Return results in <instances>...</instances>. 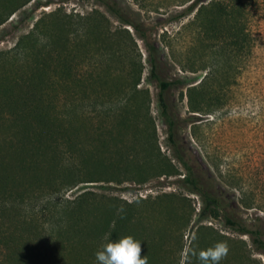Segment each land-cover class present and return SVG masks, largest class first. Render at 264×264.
I'll return each mask as SVG.
<instances>
[{
    "label": "trees",
    "instance_id": "trees-1",
    "mask_svg": "<svg viewBox=\"0 0 264 264\" xmlns=\"http://www.w3.org/2000/svg\"><path fill=\"white\" fill-rule=\"evenodd\" d=\"M16 1L0 0V26L14 13L9 9ZM97 1L123 19L115 0ZM198 1L189 9H196ZM263 6L264 0H212L197 9L194 21L206 41L220 43L233 59H243L253 47L251 26ZM49 17L41 18L12 50L0 54V264H97L100 245L125 235L142 240L141 252L149 257L157 246L144 243L138 234L139 212L137 224L129 226L133 218L128 211L134 209V215L137 203L123 206L121 200H104L93 191L67 197L83 183L144 184L172 173V166L155 151L145 96L136 102L139 80L126 90L98 72L81 76V43L86 52L89 39L103 43L95 71H110L118 55L97 12L79 22L69 15ZM156 66L153 60V74ZM171 85L161 83L159 105L176 146L175 123L164 96ZM181 162L201 197L200 215L223 216L227 226L249 235L256 249L264 251L263 232L234 219L227 195L182 157ZM186 264H196L189 252Z\"/></svg>",
    "mask_w": 264,
    "mask_h": 264
},
{
    "label": "rangeland",
    "instance_id": "rangeland-1",
    "mask_svg": "<svg viewBox=\"0 0 264 264\" xmlns=\"http://www.w3.org/2000/svg\"><path fill=\"white\" fill-rule=\"evenodd\" d=\"M115 1L124 20L97 0H17L9 9L14 13L0 26L2 54L50 14L69 15L79 22L97 12L102 30L118 46V55L110 71H95L103 43L89 39L88 52L81 43V76L98 72L126 90L139 80L136 102L143 95L147 100L155 151L172 166V173L151 177L144 184L83 183L67 197L93 191L104 200L117 198L123 206L137 203L134 215V209L128 211L133 218L129 226L137 224L135 212H139L138 234L144 243L157 246L149 251L148 264H186L190 247L207 248L217 241H225L229 248L220 264H264V251L256 249L249 235L227 226L223 216L200 215L201 197L189 184L181 162L182 157L227 195L234 219L264 234V6L251 26V51L243 59H233L220 43L206 41L194 21L197 9L212 0H199L194 10L189 8L195 0ZM162 82L172 83L164 96L175 123L176 146L159 105Z\"/></svg>",
    "mask_w": 264,
    "mask_h": 264
},
{
    "label": "clouds",
    "instance_id": "clouds-1",
    "mask_svg": "<svg viewBox=\"0 0 264 264\" xmlns=\"http://www.w3.org/2000/svg\"><path fill=\"white\" fill-rule=\"evenodd\" d=\"M123 212V208L118 210ZM195 239V238H194ZM142 240L133 235L117 239L108 238L95 253L97 264H148V255L141 256ZM229 251L225 241H217L207 248L190 247L189 256L196 257L199 264H220Z\"/></svg>",
    "mask_w": 264,
    "mask_h": 264
}]
</instances>
